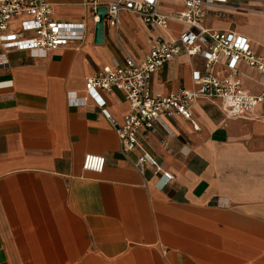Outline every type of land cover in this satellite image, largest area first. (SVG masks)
<instances>
[{"label":"crops","instance_id":"1","mask_svg":"<svg viewBox=\"0 0 264 264\" xmlns=\"http://www.w3.org/2000/svg\"><path fill=\"white\" fill-rule=\"evenodd\" d=\"M113 0H51L52 17L84 25L83 39L44 56L0 49V264H264V103L227 119L205 100L191 107L197 127L180 116L142 133L139 143L163 173L123 155L113 123L129 111L122 93L87 97L86 79L102 68L141 60L157 38L186 29L147 26L121 12L94 42L95 9ZM160 0L159 11L180 10ZM178 26V32L169 27ZM203 27L247 38L264 56V0H227L207 8ZM5 63V64H4ZM199 56L180 54L151 81L152 92L192 90ZM252 95L260 75L239 65ZM85 99L71 107L69 98ZM105 110L109 119L101 113ZM86 155L103 157L101 174L82 170Z\"/></svg>","mask_w":264,"mask_h":264},{"label":"built area","instance_id":"2","mask_svg":"<svg viewBox=\"0 0 264 264\" xmlns=\"http://www.w3.org/2000/svg\"><path fill=\"white\" fill-rule=\"evenodd\" d=\"M180 10L170 15L159 11L160 0H113L107 8V20L117 30L121 12L138 16L145 25L166 30L170 22L186 27L174 40L157 38L148 53L137 61L127 57L122 66L102 68L85 81L87 97L100 107L103 101L99 91H120L129 111L121 124L112 122L123 155L138 150L140 156L133 164L142 174L145 166L162 173L163 187L173 177L163 173L155 161L143 151L139 143L142 133H155L156 126L169 133L162 119L173 115L188 121L197 130L191 107L198 100H205L227 119L245 118L253 109L264 103V56L257 55L250 41L238 34L215 31L203 27L207 8L227 0H179ZM84 25L63 24L52 17L51 0H0V49L5 52H28L41 57L46 53L81 42ZM199 56L202 70L193 73L194 89H181L167 94L152 92L153 76L180 54ZM5 64V63H4ZM245 65L260 75L261 91L252 95L243 89L239 80V65ZM71 107L82 106L85 99L69 98ZM102 115L109 119L105 110ZM105 166L103 157L86 155L82 170L101 174Z\"/></svg>","mask_w":264,"mask_h":264},{"label":"water","instance_id":"3","mask_svg":"<svg viewBox=\"0 0 264 264\" xmlns=\"http://www.w3.org/2000/svg\"><path fill=\"white\" fill-rule=\"evenodd\" d=\"M95 15L98 17V21L95 23L94 28V42L96 45H101L104 39V23L107 18V8L102 6L96 8Z\"/></svg>","mask_w":264,"mask_h":264},{"label":"rangeland","instance_id":"4","mask_svg":"<svg viewBox=\"0 0 264 264\" xmlns=\"http://www.w3.org/2000/svg\"><path fill=\"white\" fill-rule=\"evenodd\" d=\"M169 29L171 31L178 32L180 30V27H178V26H172V27H169Z\"/></svg>","mask_w":264,"mask_h":264}]
</instances>
